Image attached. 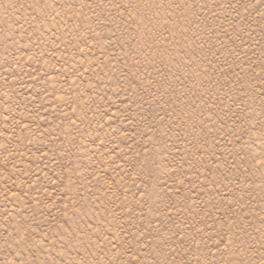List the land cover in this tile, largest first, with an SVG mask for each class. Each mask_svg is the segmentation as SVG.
Wrapping results in <instances>:
<instances>
[{"label": "rangeland", "instance_id": "1", "mask_svg": "<svg viewBox=\"0 0 264 264\" xmlns=\"http://www.w3.org/2000/svg\"><path fill=\"white\" fill-rule=\"evenodd\" d=\"M0 264H264V0H0Z\"/></svg>", "mask_w": 264, "mask_h": 264}]
</instances>
